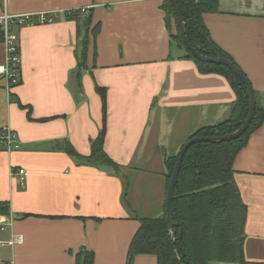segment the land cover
Returning a JSON list of instances; mask_svg holds the SVG:
<instances>
[{
	"label": "crops",
	"instance_id": "0c3cea01",
	"mask_svg": "<svg viewBox=\"0 0 264 264\" xmlns=\"http://www.w3.org/2000/svg\"><path fill=\"white\" fill-rule=\"evenodd\" d=\"M163 3L0 0V17L56 16L51 24L16 28L20 84L10 88L0 79V129L10 126L18 135L16 150L0 152V202L10 205V215H0V239L23 238L0 247V264H75L83 248L94 252V264H127L138 218L165 214V158L177 155L199 128L230 117L237 99L232 86L182 59L186 53L171 40ZM82 8L90 12L79 21L65 19ZM87 23L101 30L90 35L79 84L84 35L78 36V25ZM204 23L264 107V0H220L219 12L205 15ZM1 29L0 24L3 65ZM97 88L104 89L105 101ZM103 130L105 151L121 166L119 174L79 163L57 147L70 142L89 156ZM233 167L248 207L245 260L264 264V123ZM19 169L26 170L25 187ZM134 264H157V258L139 255Z\"/></svg>",
	"mask_w": 264,
	"mask_h": 264
},
{
	"label": "trees",
	"instance_id": "16d2710c",
	"mask_svg": "<svg viewBox=\"0 0 264 264\" xmlns=\"http://www.w3.org/2000/svg\"><path fill=\"white\" fill-rule=\"evenodd\" d=\"M176 1L192 46L204 56L213 58L222 56L234 62L212 41L210 32L204 23L205 15L219 12L220 0ZM162 9L166 13V27L170 32L172 42L186 53L182 59L193 61L201 73H216L224 76L237 97L227 120L216 125L201 127L190 138L218 137L233 133L243 125L249 113L250 100L245 85L227 67L196 60L187 50L180 36L175 11L169 0H164ZM83 14L87 13L75 10L67 13L65 19L76 21ZM174 23L176 24V34L173 32ZM78 26V36L83 34L84 39L76 74L77 81L81 80L82 73L87 70L86 61L90 35L97 36L101 30L100 24L94 28H91L88 23L86 26ZM78 83L80 84L79 81ZM97 90L105 101L104 89L97 88ZM255 94L257 98L256 115L244 135L230 142L195 144L188 150L174 195L175 212L183 227V236L180 242L177 241L176 247H173L166 211L161 218H138L140 227L130 244L127 264H134L135 258L139 255H153L157 258V264H188L187 257L192 264H247L244 245L248 207L244 203L235 181L233 165L237 155L248 144L250 136L264 123L262 96L256 91ZM104 146L105 130L92 141L91 154L86 157L80 155L70 142L57 145L59 150L64 151L79 163L94 167L106 166L119 174L121 166L107 154ZM177 157L178 154L165 158L167 187H169ZM0 215H10L9 203L0 202ZM178 233L179 228H175L176 239ZM183 252L187 254V257L183 255ZM94 262V252L85 248L75 255V264H94Z\"/></svg>",
	"mask_w": 264,
	"mask_h": 264
},
{
	"label": "water",
	"instance_id": "95a60500",
	"mask_svg": "<svg viewBox=\"0 0 264 264\" xmlns=\"http://www.w3.org/2000/svg\"><path fill=\"white\" fill-rule=\"evenodd\" d=\"M169 2L171 3V5L175 11L177 26H178L179 31H180V36H181L184 44L186 45L187 50H189L191 52V54L193 55V57L200 62L215 64V65H222V66H225L228 69H230L245 85L246 90H247L248 95H249V100H250V108H249V113L247 115V118H246L245 122L243 123V125L240 128H238L236 131H234L231 134L225 135V136L190 138L189 140H187L184 143V145L180 149V151L178 153L176 165H175L174 171L172 173L171 180L169 183V187L167 190V196H166V220L168 223V230L170 233L172 245L175 248L177 241L180 242V240L182 239L183 227H182V224H181V222H180V220H179V218L175 212L174 195H175V188H176V185L178 182V178H179V175H180V172L182 169V165L184 162V158H185L188 150L193 145L199 144V143L216 144V143L230 142V141L239 139L242 135H244L247 132V130L250 128V126L254 120V117L256 115V110H257V98H256L255 90H254L251 82L249 81V79L243 73V71L240 69L239 66H237L234 62H232V61H230V60H228L222 56H218L216 58L204 56V55L200 54L192 46V44L190 43V41L187 37L184 19H183V16H182V13L180 11V8L178 6L177 1L176 0H169ZM175 228H179V233H178L177 239L174 235V229ZM183 255L185 257H187V254L185 252H183ZM187 263L192 264L191 260L188 257H187Z\"/></svg>",
	"mask_w": 264,
	"mask_h": 264
},
{
	"label": "built area",
	"instance_id": "2783aa9c",
	"mask_svg": "<svg viewBox=\"0 0 264 264\" xmlns=\"http://www.w3.org/2000/svg\"><path fill=\"white\" fill-rule=\"evenodd\" d=\"M80 11L81 13H88L90 8H82ZM55 21L56 16L47 13L36 15H10L6 13L0 17V24L2 27V41L6 46L7 53L5 64L0 65V79L7 80L10 84V88L19 85L21 77L20 47L16 28L26 25H46ZM16 148H18L17 133L10 126L2 127L0 129V152H12L16 150ZM17 175L19 176L23 187H25L24 183L27 176L26 170L19 169ZM9 226H13L12 217ZM22 241L23 238L21 236L12 235L11 239L8 241L0 239V247H5L8 245L15 246L17 244H21Z\"/></svg>",
	"mask_w": 264,
	"mask_h": 264
},
{
	"label": "rangeland",
	"instance_id": "374dc122",
	"mask_svg": "<svg viewBox=\"0 0 264 264\" xmlns=\"http://www.w3.org/2000/svg\"><path fill=\"white\" fill-rule=\"evenodd\" d=\"M174 30H175V34L177 33L176 31V24L174 23ZM184 52V51H183ZM189 140V139H188ZM151 217H156V211H153L151 214Z\"/></svg>",
	"mask_w": 264,
	"mask_h": 264
}]
</instances>
